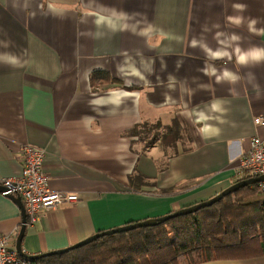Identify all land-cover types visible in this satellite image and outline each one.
Instances as JSON below:
<instances>
[{"label":"crops","instance_id":"obj_1","mask_svg":"<svg viewBox=\"0 0 264 264\" xmlns=\"http://www.w3.org/2000/svg\"><path fill=\"white\" fill-rule=\"evenodd\" d=\"M252 19L264 28V0H0V53L19 58L0 59V179L22 175L20 148L31 144L47 151L51 191L79 199L27 227L25 254L161 218L238 182L251 140L264 138L254 124L264 62L236 61L237 47L264 48ZM205 45L228 55L214 59ZM224 71L236 81L218 82ZM22 223L0 194V236ZM201 264H264V255Z\"/></svg>","mask_w":264,"mask_h":264},{"label":"trees","instance_id":"obj_2","mask_svg":"<svg viewBox=\"0 0 264 264\" xmlns=\"http://www.w3.org/2000/svg\"><path fill=\"white\" fill-rule=\"evenodd\" d=\"M262 255L264 190L256 184L154 227L106 236L63 255L23 259L30 264H182L183 258V264H201Z\"/></svg>","mask_w":264,"mask_h":264},{"label":"built area","instance_id":"obj_3","mask_svg":"<svg viewBox=\"0 0 264 264\" xmlns=\"http://www.w3.org/2000/svg\"><path fill=\"white\" fill-rule=\"evenodd\" d=\"M254 124L264 128V113L254 118ZM20 156L24 160L22 175L0 179V187L5 188L6 194L21 198L26 214V222L21 227L33 226L39 221L42 212L55 210L59 205L78 202L76 195L51 191L49 176L44 170L47 156L44 148L25 144L20 148ZM261 176H264V138L257 136L251 140L236 178L242 181ZM258 184L264 190V182ZM21 227L14 234L0 236V264H30L10 246L11 240L18 237Z\"/></svg>","mask_w":264,"mask_h":264},{"label":"water","instance_id":"obj_4","mask_svg":"<svg viewBox=\"0 0 264 264\" xmlns=\"http://www.w3.org/2000/svg\"><path fill=\"white\" fill-rule=\"evenodd\" d=\"M261 182H264V176L238 181L237 183H235L231 187L227 188L226 190H224L219 195L215 196L214 198H212L209 201L202 202V203L196 204V205L191 206V207L183 208L181 210L175 211V212L170 213V214L163 216L161 218L148 219V220H144L141 222H135V223L127 224L125 226H122V227H119V228H116L113 230L100 232L98 234H95L94 236H91V237L79 242L78 244H76L70 248H67L64 250H59V251H54V252H49V253L41 254V255H28V254H25L23 252L22 241L25 237L26 229H27V227L25 225H23L21 227V231L17 237L16 250L22 258H26L28 260H39V259H43V258H47V257L56 256V255H63V254H66L72 250L79 249L85 245L91 244V243H93V242H95V241H97L103 237H106V236L115 235V234L122 233V232H128V231H132V230H136V229H140V228H144V227H154V226L166 223L167 221L174 219V218H177V217L182 216V215L197 213L202 209L209 208V207L213 206L214 204L222 201L225 197L237 192L238 190H240L242 188L252 186V185H256V184L261 183ZM5 192H6L5 188L0 187V194H4L6 196L11 197L14 200V202L21 208L22 216H23V224H25L26 214H25V208H24V205H23L21 198L11 196L9 194H6Z\"/></svg>","mask_w":264,"mask_h":264},{"label":"clouds","instance_id":"obj_5","mask_svg":"<svg viewBox=\"0 0 264 264\" xmlns=\"http://www.w3.org/2000/svg\"><path fill=\"white\" fill-rule=\"evenodd\" d=\"M233 7L239 11H243L245 8L243 4H235L233 5ZM228 20L236 24L240 23V18H237V17L230 16L228 17ZM256 24H257V21L255 19L250 20L248 24L249 31L252 32L253 34L264 35V28L257 29L255 27ZM232 39L238 40L239 37L233 34ZM197 43L198 42L196 40H193L192 46L195 47ZM204 47H205V50L209 53V55L214 59L222 58L223 55H228V53L226 52L222 53L220 50L213 52L210 48H207L206 45ZM235 51L237 53L236 61L240 65L247 66L250 62L256 63V64L264 62V48L255 47V48L248 49L247 51H244V50H241L239 47H237ZM0 59H2L5 63L11 66H16L17 64H19V58L12 53H0ZM205 74H209L207 69H205ZM211 74L212 75L215 74V69H212ZM221 79H226V80L235 82L237 77L234 73L230 71H224L222 77H217L218 82Z\"/></svg>","mask_w":264,"mask_h":264},{"label":"rangeland","instance_id":"obj_6","mask_svg":"<svg viewBox=\"0 0 264 264\" xmlns=\"http://www.w3.org/2000/svg\"><path fill=\"white\" fill-rule=\"evenodd\" d=\"M154 127H157V126H154V125H146L145 128L146 130L149 129L150 131H152L154 134H157L158 133V129H154ZM172 140V139H171ZM165 144V143H164ZM172 153V152H171ZM181 263L183 264L184 263V259L181 258L180 259Z\"/></svg>","mask_w":264,"mask_h":264}]
</instances>
